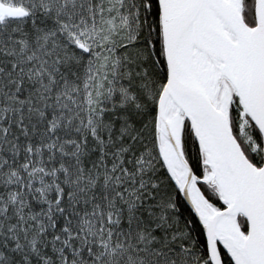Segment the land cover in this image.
<instances>
[{
	"label": "snow or ice",
	"instance_id": "snow-or-ice-1",
	"mask_svg": "<svg viewBox=\"0 0 264 264\" xmlns=\"http://www.w3.org/2000/svg\"><path fill=\"white\" fill-rule=\"evenodd\" d=\"M0 264H264V0H0Z\"/></svg>",
	"mask_w": 264,
	"mask_h": 264
}]
</instances>
